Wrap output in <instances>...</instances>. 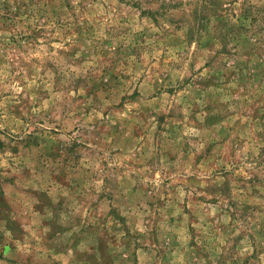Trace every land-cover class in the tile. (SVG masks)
Here are the masks:
<instances>
[{"label":"rangeland","instance_id":"obj_1","mask_svg":"<svg viewBox=\"0 0 264 264\" xmlns=\"http://www.w3.org/2000/svg\"><path fill=\"white\" fill-rule=\"evenodd\" d=\"M0 264H264V0H0Z\"/></svg>","mask_w":264,"mask_h":264}]
</instances>
